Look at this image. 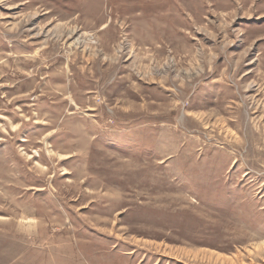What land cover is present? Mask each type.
<instances>
[{"label":"rangeland","instance_id":"rangeland-1","mask_svg":"<svg viewBox=\"0 0 264 264\" xmlns=\"http://www.w3.org/2000/svg\"><path fill=\"white\" fill-rule=\"evenodd\" d=\"M0 264H264V0H0Z\"/></svg>","mask_w":264,"mask_h":264}]
</instances>
